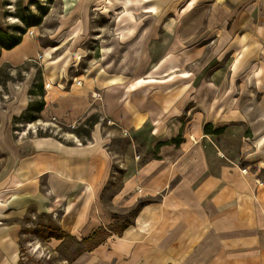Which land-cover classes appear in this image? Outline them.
<instances>
[{
  "label": "rangeland",
  "instance_id": "374dc122",
  "mask_svg": "<svg viewBox=\"0 0 264 264\" xmlns=\"http://www.w3.org/2000/svg\"><path fill=\"white\" fill-rule=\"evenodd\" d=\"M104 2L0 0V28L22 38L10 51L0 39V130L17 144L37 136L66 146L95 139L104 175L92 209L100 230L89 238L74 217L35 207L9 220L21 230V263L98 264L96 248L133 225L142 203L161 200L114 205L127 179L138 180L139 166L160 159L164 146L171 189L185 195L215 189L227 165L237 171L246 188L232 201V223H246L240 237L264 241V231L253 229L264 223V0H140L124 23L122 7L96 10ZM131 22L135 30L149 23L153 34L143 76L163 77L176 65L193 73L192 82L165 95L135 82L137 65L113 82L102 48L121 27L119 41L130 42Z\"/></svg>",
  "mask_w": 264,
  "mask_h": 264
},
{
  "label": "crops",
  "instance_id": "0c3cea01",
  "mask_svg": "<svg viewBox=\"0 0 264 264\" xmlns=\"http://www.w3.org/2000/svg\"><path fill=\"white\" fill-rule=\"evenodd\" d=\"M130 26L132 41L144 25L136 30L133 23ZM28 141L17 144L6 130H0V153L8 154L4 163L0 160V264H21V230L9 220L23 216L29 208L61 213L66 221L74 217V226L79 225L76 231L84 232V238L100 230L92 209L98 206V183L103 182L104 175L98 167L95 139L75 146L38 136ZM164 147L160 159L139 166L138 180L127 179L114 205L132 208L150 196H161V200L145 206L133 225L120 235L112 233L96 248L98 264H264V250L260 249L264 241L247 239L244 234L240 237L241 231L247 230L246 223H232V201L246 188L241 175L231 172L227 165L215 189H195L185 195L182 189H171L173 177L165 165L170 151ZM69 207H73L71 213ZM233 214L245 215L238 208ZM69 225V229L74 227ZM253 229L264 231V223H254ZM78 259L81 262L82 258Z\"/></svg>",
  "mask_w": 264,
  "mask_h": 264
},
{
  "label": "bare ground",
  "instance_id": "6f19581e",
  "mask_svg": "<svg viewBox=\"0 0 264 264\" xmlns=\"http://www.w3.org/2000/svg\"><path fill=\"white\" fill-rule=\"evenodd\" d=\"M138 3V0H105L104 4H100L96 10L113 12L122 7L126 12L124 17L125 20H121V23H124L126 18H132V7ZM124 30L123 27L117 30L119 31L117 33L119 39ZM150 33L151 26L150 24H147L140 29L137 37L126 45L121 43L116 37L110 44L104 45L102 48V54L104 57V65L102 66L103 72H113V76H116L112 79L114 82L119 80V78H122L123 74H129L131 71H134L137 66H140L141 71L134 75L135 82L143 87L160 90L165 95H171L180 90L185 84L192 82V77L194 75L189 71L179 73L176 65H170L163 70V77L143 76L145 74L144 71L150 65L151 61L149 51H143V48H145V42L148 45ZM134 53L137 55H133ZM35 130H37V128H35ZM260 155L263 156L264 159V150L260 152ZM72 210L73 207H69L68 213H71Z\"/></svg>",
  "mask_w": 264,
  "mask_h": 264
},
{
  "label": "trees",
  "instance_id": "16d2710c",
  "mask_svg": "<svg viewBox=\"0 0 264 264\" xmlns=\"http://www.w3.org/2000/svg\"><path fill=\"white\" fill-rule=\"evenodd\" d=\"M0 39L3 40L5 44V46L2 47V50H7V51H10L16 48L17 46L21 44V41H22V38H16L15 36H13V34L10 35L7 32L3 31L1 28H0ZM148 204L150 203H146V204L142 203L140 205V208L138 209V212H140L141 209L144 208Z\"/></svg>",
  "mask_w": 264,
  "mask_h": 264
}]
</instances>
